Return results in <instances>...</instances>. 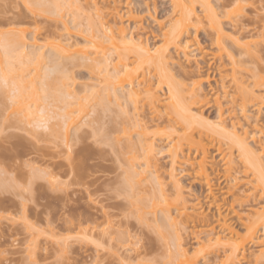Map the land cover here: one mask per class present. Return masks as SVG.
Here are the masks:
<instances>
[{
	"label": "rangeland",
	"instance_id": "374dc122",
	"mask_svg": "<svg viewBox=\"0 0 264 264\" xmlns=\"http://www.w3.org/2000/svg\"><path fill=\"white\" fill-rule=\"evenodd\" d=\"M38 1L42 5L48 0ZM57 1L56 5L58 8L56 5L54 6L57 9H54V4L51 2V6L46 4L48 8L45 11L39 4L36 5L35 1L31 3L33 1L30 0H0L1 52L3 43H5L4 39L6 41L7 37H13L12 33L8 31L11 28L24 30V33L21 34L24 36L23 39L26 43L20 39L22 36L18 35L19 32L13 34H17L16 36L21 40V43L24 42L26 45L24 49L27 55L23 56V58L28 56L26 57L28 59L25 58L26 61L30 58V61H32L33 55L30 53L31 49H33L31 52L34 53L35 50H38L35 49L37 48L36 46L34 47L35 44L33 45L35 37L38 39L35 41H38V45L39 43L42 45L48 40L52 41L54 37H60L63 41L69 38L71 39L70 41L75 40L78 42L83 40L81 35H87L88 37L89 30L87 28L90 24V19H98L97 11L91 7L93 2L87 3L85 0H71L72 3L67 5L66 0ZM96 1L98 4L105 2V6L101 9L103 13L113 5V2H109L108 0ZM115 1L121 12H124L128 7H132L131 9H134L136 18H142L143 22H141L142 25L139 31L143 39L147 38L146 40L148 44L150 43V46L151 44L154 45V43L161 44L164 40L162 31L168 28L176 13H174L170 0H128L129 3L126 2L127 0ZM211 1L216 7L221 6L222 3L228 2V4H231L234 2V0ZM241 4H243L242 15H244L237 16V18L239 17L240 25L243 27L240 32L243 36L245 35L246 38L244 39L249 38L248 40L255 41L253 45H256L259 57L257 59L256 55L255 59L247 54L249 59L253 58V62L250 59L252 63H243L242 61L247 60L248 57L244 54L243 57H240L242 59L241 64L243 63L240 65L241 68L244 65H250L251 67H248V71H251L249 69L252 68H258L257 71L260 75L257 74V76L264 77V0H241ZM49 6L52 10L49 9ZM223 7L225 5L221 7V10H219L220 7L217 10L221 12ZM196 9L200 13V7L196 6ZM222 20L225 29L227 31L231 30V28L229 29L231 25H228L230 24L229 20H226L228 23L225 22V19ZM65 25L72 32H70L71 34H66ZM124 25H126V22ZM125 27L127 29L126 32L133 28L132 23L127 24ZM232 29L234 30V28ZM192 34L196 36L202 47L199 58L201 62L199 71L204 76L206 73L209 74L210 84L214 87L220 78V74L217 72L223 67L218 63H221L220 61L225 59L226 56L221 52L222 55L219 56L221 58L211 59L212 52L216 51L215 53H217L218 51L214 47V50L210 47V39L205 35L203 28ZM29 43L32 44L30 45ZM15 46H13L16 48L15 50L19 51ZM171 48L172 46L168 49L169 53ZM205 49L208 50L205 51ZM42 50H44V56L48 58L50 55L46 52L48 50H45V48ZM16 51L13 53L14 57H17L18 51ZM46 53L49 55H45ZM172 55L175 56L174 53ZM1 57L3 56H0V59ZM23 58L21 59L22 62ZM192 58H190L191 61L189 63L185 60L183 64L186 65L185 69L187 71L193 72L197 70L190 64L193 63ZM196 58L198 57L196 56ZM176 59V57L173 59L174 64L170 63V66L172 67V64L174 66V69L172 67V73H175L174 78L180 80V75H177L180 69L176 67ZM181 59L183 60V58ZM13 60L15 61V58ZM10 61H12V58ZM14 61L11 64H15L16 61ZM26 61L23 64L18 62L20 66L14 65L15 67H13L12 65L13 69L10 65L9 67L13 71L10 70L11 73L8 71L12 82L13 79L15 83L18 81L17 79L21 78L23 84L29 86L25 91V97L19 96V99L24 97L22 99V107H26V110L22 111L18 108V103L15 104V101L18 100L17 97L16 100L14 97L15 90L13 87L15 86L12 85L9 77L5 80L2 78V75L5 77L9 67L4 60L0 64V264H169L171 262L169 260L171 259L168 256L175 251L174 237L177 234L170 239L169 237L174 235L172 232H175V230L171 231L173 227L168 228V224L166 223L167 228L171 229L169 230L171 233H168L166 228V232L170 234V236L167 235L166 237L165 231L163 232V229L160 228L161 224H159L160 226L158 225L159 221L157 218H160L159 216L161 215L159 209H157L158 214L156 213V215H159L157 217L155 213L149 212L150 208L148 206L144 207L145 203H142L143 206L140 207L136 205L140 203L135 200L139 199L138 196H134L135 199H132L130 198L131 195L127 194L126 189H128L127 187L130 185L129 181L131 179L129 178L128 181L127 177L129 174H132L131 171L135 169L139 172L144 169V157L140 154L141 151H130L127 144L136 142L138 139V133L141 129L136 126L135 122L134 125L133 120L136 121L134 118L140 117L148 125L146 131L148 132L149 139L153 140L157 165L162 166H160V170L162 169L164 172L168 171L169 166L165 157V147L168 146L167 144L171 137L175 136V131L171 128L172 126L177 128V132L182 131L179 125V118L173 113H169L170 109L166 107L165 103H163V106H160L162 112L157 116L151 112L147 105L134 109L131 103L121 106L122 108L120 107V109L114 103L108 102L109 105L107 104V107L110 106V111L107 109V112L101 113L100 110L103 111L101 108L105 103H101L102 106L99 108L100 102L94 97L102 91V85L99 86L100 90L95 86L99 85H96L98 83L96 80L99 79L98 81H100V75L104 73H99L98 69H92V72L89 70V67H85L84 65L77 66L65 61V59L61 60L64 63L63 66H66L65 69L68 70L69 77L73 79L66 81L68 84L66 85L64 77L59 78L61 77L59 75L61 73H51V75L55 76H51V78H54L58 82L53 80L49 88H53L50 90L53 95L57 94L58 87L63 82L64 86L73 95L69 96V98L66 97L68 102L66 99H54L55 96L44 98L43 91H39V88V90L34 91L33 88L39 87L40 81L41 83L44 82L43 75L44 68L48 66H45L48 64L46 63L47 60L45 62L44 59L43 63L45 64L41 63L36 69L32 63L33 61L31 63ZM224 61L227 63V58ZM23 65L26 66L21 68ZM133 65L130 64L129 66ZM217 65H220L219 68ZM225 67L229 68L230 66L227 65ZM224 70L227 69L224 68ZM244 70L245 67L242 70L244 73L240 72L242 76L247 73V68ZM222 72L223 68L220 73L223 74ZM226 73L223 74V77L226 76ZM140 75H138V78ZM242 76H240L244 80L242 86L246 85L247 88H251L252 80L250 79L251 82H248L247 79L249 78ZM183 78L185 77H182L181 80ZM30 80L35 81V87L29 85ZM93 81L97 83L92 85ZM152 81H154L153 78H151ZM262 81V84L258 87L252 86L253 90H255L254 96H257V101H254V104H252L253 101L247 103V107L250 108H247L246 114L248 116L250 114L253 115L255 113L252 110L253 105L258 102L261 105L258 118L261 122H264V80ZM222 82L225 86L231 84L228 76L223 78ZM63 84L61 83V85ZM210 84L208 85L207 82L202 83V89L207 95L202 97L201 101L192 107L191 113L196 115L202 113V117H199L201 120L197 121L205 120L209 123L216 121L217 105L214 100L215 88L212 91ZM89 85L94 87H88ZM55 87L57 90H55ZM91 88H98L97 90L100 92H97V95L94 97L93 94L88 95L85 89ZM232 88L226 87L229 91L228 97L219 95L221 103L223 102L222 107L224 108V116H226L227 121H230L229 114L234 115L237 113L243 116L239 114L238 104L240 102L238 99L234 101H238L237 105L233 103V105L235 104L234 110L231 109L234 107L231 102H225L226 99L230 98L229 95L232 96L235 93ZM157 90V95L162 99L165 96V86H158ZM85 96H88V98L85 99ZM75 97H77V100ZM141 97L143 98L144 96ZM96 100L99 102V105L96 103ZM164 107L166 111H163ZM27 111L30 113L23 115ZM167 111L169 112L166 113ZM66 113L73 119V123L69 127L63 124V120L65 119L63 116ZM252 115H250L251 118L254 116ZM112 116H115L118 120L116 127L113 123L117 122V120L115 118L114 121L110 119L114 128L109 124V118H112ZM99 117V121L95 119ZM240 118H242L241 122H243L244 118ZM251 118L249 121L253 119ZM94 119L95 122H93ZM122 126H126L129 130L125 135H122L120 132ZM170 133H172V136H169ZM208 133L210 135V132ZM194 136L196 135L194 134ZM117 138L119 139L117 140ZM250 143L252 144V142ZM183 147L187 151L184 145ZM163 152L164 155H162ZM232 155L234 157L233 167L236 168V170L234 169L235 172L234 170L232 172L243 182V185L240 184L239 189L230 194H225L230 181L226 183L225 181L229 178L227 177L225 180L223 179L224 177L222 178L223 162L219 159V155L215 154V147L209 149L206 162L208 172L210 173V183L214 187L213 195L223 207H220V211L222 215L225 214V217H228L227 221L233 226L235 231L242 235L244 233L243 224L238 219L235 211L244 217L248 210L253 207L249 204V207L240 211L239 204L246 205L249 202H257L263 196L260 192H256L251 185L246 184L244 177L248 178L249 175H247L248 173L246 175L243 173V168L238 161L236 153L234 152ZM132 156H136V158L132 159ZM261 156H263L261 157V163H264V155ZM176 168V177L181 182V185H183L182 195L184 198H188L187 203L189 205L202 206L208 218L210 220L214 219V216L216 217V207L214 208L213 205L209 206L212 197L207 195L206 185H201L200 182L195 180L196 177L194 176L192 165L184 164L182 167ZM164 172L162 171V173ZM232 172H230L231 175H234ZM32 176L36 177V179L34 178L35 181L33 178L30 179ZM139 177L141 178L142 191L140 190L138 194L144 195V198L147 197L149 199V196H151L149 191L151 190L148 191L149 193L147 190L146 192H143V190L154 187L150 174L148 171H145L140 173V175H132L131 181H135ZM126 178V182L129 184H126L127 187L125 188L124 182ZM165 178L167 179L166 173L162 174L163 182ZM249 187L251 188L249 189ZM170 188H167L169 189L168 192L172 190L171 185ZM243 192L250 193V197L236 199L237 202L232 201L235 200L238 193L240 195ZM242 199L245 201H241ZM130 201L132 203L134 201L139 203L134 202L132 204ZM232 202L233 204L231 205ZM244 202L245 204H243ZM146 204L149 205V203ZM137 210L141 212H136ZM190 224H188L187 228L180 227L175 232H179L178 235L181 234V241L186 243V246H191L189 248V255L193 253L194 255L197 254L198 257L196 259L198 260V264H203V259H206V257L210 258L209 262L215 261L214 264H218V258L221 259L223 257V248L219 247L214 252H210L211 250H208V252L207 246L201 247V244L197 245L193 238L195 231ZM204 227H196V229L198 228L196 232L200 236L204 234L198 231H205L207 228L204 229ZM215 227V230H218L217 226ZM159 231H162L164 234L162 232H160L162 235L159 234ZM256 238L264 240L262 226L257 229ZM255 247V244H246L244 259L246 262L244 263L243 261V264H253L252 262L249 263V260L251 261L252 259V255L250 254L255 250ZM204 249L207 253L203 255L205 253ZM259 264H264V260L260 261Z\"/></svg>",
	"mask_w": 264,
	"mask_h": 264
},
{
	"label": "bare ground",
	"instance_id": "6f19581e",
	"mask_svg": "<svg viewBox=\"0 0 264 264\" xmlns=\"http://www.w3.org/2000/svg\"><path fill=\"white\" fill-rule=\"evenodd\" d=\"M30 1H33L31 3H34L35 1V4L36 5L39 4L45 11L48 8V5L46 4L50 5L52 2V4H54L53 5L54 7L58 2L57 0L54 1L48 0L47 2L49 3L47 2L43 3L42 6L41 2L38 0H30ZM85 1L87 3L93 2L91 7H93V9L96 10L98 14L97 20L90 19V24L87 28V30H89L88 37L87 35L85 36L81 35L83 37L82 38L83 40L81 42L75 40H74L75 42L73 40L70 41L71 39L69 38L63 41V39H61L60 37L58 38L54 37L53 38L54 40L52 41L48 40L42 45L40 43L38 45L37 44L38 41L35 42L38 39H36V37L35 38L33 37L34 38L33 41L35 40L33 42V45L35 44L34 47L36 46L37 48L35 49L38 50H35L34 53L31 52L33 50L31 49L30 53L33 55L32 58L33 62H32L30 61L31 58L28 61L25 60V58L28 56H25L23 58V56L26 54V51L24 49V46H26L24 44L25 40L23 39L24 36H22L24 30L22 31L19 28H11L8 31L12 33L13 37H7L6 41L4 39L5 43H3L4 45L2 44L4 46V47L2 46L3 53L0 50L1 53L0 56H3L1 57V59L2 58L5 59H2V62L0 59V64H2L4 60L8 65V67L11 65L10 67L12 68V65L13 67H15L14 65L20 66L21 63L23 64L24 61H26L30 63L32 62L36 69L38 66L41 65V63L44 62V59L45 62L47 60L46 63L48 64H46L45 66L47 65L48 66L47 68H44V75H43L44 82L41 83L40 81L39 87L37 86L35 87L34 85L35 81L30 80L29 85L35 87L33 88L34 91H37L39 89H40L39 91H43L44 98L55 96L54 99L56 98L58 100H65L66 97L69 98V96L73 95L68 90V88L64 86L63 82H61L63 85H61L60 83L57 94L53 95L51 93L52 91H50L53 88H49V87L50 85H52V81L54 80V78H51V76H54L53 74L51 75V73H57V74L61 73L59 74L61 75V77L59 76L57 77H59L60 79L64 77L66 85H68L66 81L73 79L69 77L68 70L65 69L66 66H63L64 63L61 60L65 59V61L75 64L77 66L84 65L85 67H89L90 69L89 68L88 69L91 71L92 69L93 70L98 69L99 73L102 72L104 74L100 75V79H101L100 81H98L99 79L96 80L98 83L93 81L94 83H92V85L97 83L96 85L98 84L99 85L95 87L98 88L99 86L102 85L101 86L102 89L99 88V90L100 89L102 90L101 93H98L97 95V92H100L97 90L98 88L85 89V92H87L88 95L93 94V97L97 95L94 98L95 99L97 98V100H99L100 105L99 102H97L96 100V103H98L99 108H101L102 106L101 103L106 104V105L103 104V107L101 108L103 109V111L100 110L101 113L102 112L104 113L105 111L107 112V109H109L110 111L109 108L110 106L107 107L108 102L114 103L119 108L121 106L131 103L133 104L132 106H134V109H139L140 106L142 107L143 105H147L148 108H150L151 112L155 113L157 116L162 112L160 106L161 105L163 106L164 105L163 103H165L166 107L170 109V112L167 111L166 113L169 112L176 115L180 120L179 125L180 128L182 129L181 132H177V128L173 126L171 127L175 131L174 132L175 136L171 137V139L167 144L168 146L165 147L166 148L165 157L167 158L166 161H167V165L169 166L168 167L169 169L168 171L166 170L164 172V170L162 169L160 170L161 165L160 166L159 164L157 165L156 162L157 158L155 157L156 156L154 152L155 150L153 149L154 148L153 140L149 139L148 132L146 131L148 128L147 123H144L140 119V117H137L138 119L134 118L136 119V121H134L132 117L133 123L135 122L136 126H138L141 130L138 133L137 141L128 143L127 145L128 148H130V151L131 150L141 151L140 154L144 157V169H142L139 172L135 169L134 170L131 169L132 174H129L127 178L129 181V178L132 179V175L136 176V175H140V173L148 171L154 183V187H152L151 189H144L145 191L143 190V192H146V190L147 192L151 190L149 191L151 196H149L150 198L147 199V197L144 198L145 197L144 195L138 194L140 190L142 191L141 178L139 177L135 181H131L130 179L129 181L130 185H128V187L126 184L129 183L126 182L127 180L126 178L125 179L126 183L124 182V187L128 188L126 189L127 194L129 193L131 195L129 196L132 199L133 198L135 199V197L138 196L139 199H135V200L139 201L140 203L134 201L135 203H139L136 205L140 207L143 206L142 203H145L144 207L148 206L151 210L150 211L148 209L150 213L152 212L153 214L155 213L156 215V213L158 214L157 209H159L160 211L159 213L161 215L160 216L158 215L160 218H157V220L159 221L158 225L161 224V226L160 225L159 226L161 229H163L162 230L163 232L165 231L166 237L167 235L170 236V234L168 233H171V231L175 230L176 232L180 229V227L187 228L188 224L191 223L190 225L193 227L195 231L193 238L197 245L201 244V247L207 246V251L211 250L210 252H214L219 247L223 248L222 250L223 257L221 256L222 257L221 259L218 258L219 257L218 255H217L218 257L214 256L215 258L216 257L218 258V262H219L218 264H243V261L245 259V249H246L245 247L246 244L248 243L256 245L255 250L250 254L252 255L251 261L248 259L249 263L252 262L253 264H259L260 261L264 260V240H258V238H256L257 229L260 226H262L264 231V168H263L264 163H261L262 161L261 157H263L261 155H264V122H261L258 118L261 111L260 110L261 105L258 102L255 103V105H253L252 108V110H254L255 112L253 114L254 116L250 114L253 116L252 117L253 119L251 118L250 115L248 116L246 112L248 111L247 108H250L247 107L248 105L247 103L249 102L251 103L253 101L252 104H254V101H257L256 99L257 96L256 95L254 96L255 90H253L252 86L258 87L260 84H262L263 82L262 80H264V77L257 76V74L260 75L259 72L257 71L258 68H252L249 69L251 71H248V67L249 68L251 67L250 65L242 66L243 69L245 67V70L247 68L246 71L247 73H245V75L243 74L244 76H242L241 74L243 72L241 65L243 63L250 62L258 54V49L256 45L255 44H254L255 46L253 45L255 41L252 42L251 40H248L249 38L244 39L246 38L245 35L243 36V34H241L240 32V30H242L243 27L239 23V17L244 15V14L242 15L243 4H241V0H234L233 3L229 2L231 4H228V2H226L225 4L222 3L221 6H217V7L213 5L211 0H170L174 8V13L176 12L174 14L175 16L173 15L174 18L169 23L168 28L162 31L164 40L161 42V44L154 43V45L151 44V46L150 43L148 44V41L146 40L147 38L145 37H144L145 39L142 38L143 36L139 30H140V26L142 25L141 22L143 21L142 18H136V15L134 13L135 11H133L134 9H131L132 7H128L124 12H121V9H119L115 3L116 2L115 0H108L109 2L110 1L113 2V5L110 7V9H108L103 13L101 9L105 6V2L98 4L96 0H85ZM126 2H128V0ZM71 3H72L71 0H66L67 5H70ZM223 5H225V7H223L222 11L220 12L219 10H221V7ZM196 6L200 7L199 10L200 13L196 11L197 10ZM218 7H220V9ZM55 8L56 7H54V9ZM49 9L52 10L51 7ZM237 16L239 17L237 18ZM222 19H225V22H227L226 20H229L230 24L228 25L232 26V27L230 26L229 29L231 28L232 31L229 30L230 31L229 32L225 29L222 23L223 21ZM125 22L126 25L132 23L133 28L130 30L131 32L130 31L126 32L127 29L125 27L126 25H124ZM200 28L204 29L205 35L210 39L209 40L211 44L210 47L212 49L214 47V49L218 51L217 53H215L216 51L212 52L211 59H217L219 56L222 55L221 52L225 54L228 64L224 61L226 60V58L222 59L220 61L221 63L218 64H220L221 67L223 66L222 73L225 74L227 72L225 77L227 76L229 77V81L232 85L230 84L225 86V84L222 82V79L225 78L223 77V74L220 73L222 71V68L219 69V71L217 72L220 74V78L219 80H217L215 84L216 86L214 87L211 86L210 84L209 74L206 73V75L204 76L202 75L203 73L199 71L201 67L200 65L201 62L199 61V58L202 52V47L200 46L196 36H193L192 33L198 31ZM232 28H234V30ZM14 29H18V30H14ZM16 32H19L18 35L22 36L20 39L24 40L23 43H21V40L16 36L17 34L16 35L13 34ZM65 32L67 35L72 33L71 31H69V28L66 25H65ZM16 44L17 46H15ZM29 44L31 45L32 43ZM170 45L172 46L173 51L171 48V51L169 53L168 49H170L171 47ZM13 46L17 47L19 51L17 50L18 51L17 52L15 50L16 48H14ZM43 48L49 51L46 52L49 53L50 55L47 53L45 54L47 56L49 55L48 58L44 56V50H42ZM207 50L208 49H205V51ZM14 51L17 52V57H14L13 54ZM171 52H173L175 56H173L172 55L173 53ZM244 54L246 55L248 54L253 58L252 59L250 58L251 59L250 60L249 56L247 55L248 56V57L246 56L247 60L243 59L245 62L242 61L243 63L241 64L242 59H240V57L241 56L243 57ZM196 56L198 58H196ZM18 57H22L23 62L21 60L22 58H18ZM175 57L178 59V60L176 59L177 63L175 64L176 67L180 69L177 72V75H180L179 76L180 80L175 79L174 78L175 73H172L173 71L172 67L174 69L173 59H175ZM258 57L259 56L257 55V59ZM11 58L12 61H10ZM13 58H15L16 62L13 60ZM181 58H183V60ZM190 58L193 59L192 60L193 63L190 64L194 66L195 70L197 71L192 72V71H187L185 69L186 65L183 64V61L186 60V62L189 63V61H191ZM13 61L15 62V64L14 63L11 64V62ZM224 62L230 67L226 68L225 66L227 65H225ZM170 63H173L172 67L170 66ZM65 64L68 65L67 63ZM130 64H134V65L129 66ZM24 66L26 65H23V67L21 66V68H24ZM10 67L7 69L5 77L2 75L3 80L7 79V77H9L10 79V75L8 74L11 70ZM62 67L64 68L63 69L64 71L62 70ZM224 68L227 69L228 71L224 70ZM216 70L218 69L216 68ZM238 73L241 75H239ZM138 75H140L139 78ZM240 76L242 77L246 76L247 78H249L247 79L248 82H251L250 79L252 80V86H250L252 89L249 87L247 88L246 85H243L246 87L242 86L244 80ZM182 77L185 78L181 80ZM151 78H153L154 81L151 82ZM17 80L18 81L15 83H14L15 81L14 79L13 82L12 80L10 82H12V85L15 86L13 87L15 90V94H14L15 100L18 98V100H16L17 102L15 101V104L18 103L17 106L18 108L21 109L20 111H22L24 109L26 110V107H22L23 104L22 99L25 97L26 95L25 91L29 86L23 84L21 78ZM203 82H207L208 85L210 84V86L212 87V88L210 87L211 90L215 88L214 100H215V104L217 105V115H216L217 117H215L216 121H213L211 123L206 122L205 120L197 121V120H201V118L199 119V117H202V113H198L197 115L191 113L192 107L196 103L200 102L202 97L207 95V93L204 92V90L202 89ZM92 85L91 86L89 85L88 87H94ZM162 85L165 86L166 91H165V96L162 97L161 99L159 95H157V91H158L157 87ZM227 86L229 88L230 87L232 88L234 86L233 87L234 89L232 88V90L235 93L232 96L229 95L230 96L229 99L225 98L226 100L229 101L228 102L225 100V102L226 103L231 102L232 106H234L235 104L236 105L238 104V101L234 102L238 99L240 102L238 104L239 105L238 108L240 110L239 114L243 115L240 116L237 113L235 114L233 113L234 115L229 114L230 121H227L226 120L227 118H225L226 116H224V110H223L224 108L222 107L223 102L221 103L220 100V96L228 97L229 91L226 89ZM55 90H57L56 87ZM19 96H24V97H21L20 100ZM141 96L144 97L142 98ZM87 98L88 96H85V99ZM75 99L77 100V97H75ZM233 103L235 104L233 105ZM231 109L234 110L235 106L232 107ZM164 110L166 111L165 107L163 111ZM230 111L232 112V110ZM28 113L30 112L27 111L23 115H27ZM115 116L109 118L110 121L109 124H111L112 122L110 119L114 121L115 118V120H117ZM239 116L244 118L243 122H241L242 118H240ZM63 117H65L64 119L65 122L63 120V124L69 127L73 123V119L71 118L70 115H68V113H66ZM249 117L252 119L251 121H249L250 119ZM95 119L99 121L100 117L98 119L97 118ZM95 119L93 120V122H95ZM117 123L118 120L113 124L117 127ZM111 126L113 125L111 124ZM128 131L129 130L126 126L121 127L120 132L122 135H125L126 133H128ZM208 132H210V135ZM194 134L196 136H194ZM169 136H172V133H170ZM119 138H117V140ZM250 142H252V144ZM183 145L185 146L187 151H185ZM213 147H215V154L219 155V159L223 162L222 178L224 177L223 178L224 180L227 179V177L229 178L228 180L225 181L226 183L227 181L228 182L230 181L229 182L230 185L227 186L228 188L226 187L227 188L226 191L223 190L225 191V194L233 193L236 189H239L240 184L243 185V182L240 181V179H238V177L234 174L236 168L233 167L234 157H232L233 156L232 154L235 152L238 161L239 163H241V167L243 168V173H245V175L246 173H248L247 175H249L248 178L244 177L246 179L245 181L246 184H248L249 186L251 185L256 192H260L263 196V198H261L260 201L249 202L246 205L239 204L240 211L245 210L247 207H249V204H251L252 205L251 207H253L250 210H248L247 214L244 217L240 215L237 211H235V214L237 215L238 219L243 224L242 227L244 233L242 235L236 232L233 226L227 221L228 217L227 216L225 217V214L222 215V212L220 211V207L221 208L223 207L221 206L217 198L213 195L214 187H212L213 184L210 183V173L208 172L207 162H206L207 153L209 149ZM191 150L192 152H194L193 155ZM162 155H164V152ZM131 158L135 159L136 156H132ZM184 164L192 165L194 170V176L196 177V179L195 178L194 179L200 182L201 185L202 184L206 185L207 195L212 197L209 206L213 205L214 208L216 207L215 209L216 217L214 216V219L210 220L208 218L207 213L204 212L202 206H196L195 204L189 205L187 203L188 198H184V196L182 195L183 185H181V182L177 179L175 171L177 170L176 167L178 168L179 166L182 167V165ZM233 170L234 172H232ZM162 171L164 173H162ZM230 172H232L234 175H231ZM165 173L167 174V179L165 178V181L163 182L162 174ZM32 178L35 181L36 177L35 176L30 177V179ZM33 180L31 181L34 182ZM168 183H170L169 186ZM170 185L172 187V190L168 192L169 189L167 188H170ZM250 188L251 187H249V189ZM244 192L240 194L242 196H240L238 193L235 200L232 201L237 202L236 199L239 200L242 197L249 198L251 194ZM241 201H245V200L242 199ZM134 202L132 203L130 201V203L132 204H134ZM233 202L231 203V205L233 204ZM146 203H149V205ZM243 204H245V202ZM136 212H141V211L137 210ZM166 223L168 224V228L173 227L171 228L173 230L168 229ZM197 226H201V227L205 226L204 229L207 228L205 231H198L200 233L203 232L204 235L200 236L199 233L196 232V230H198V228L196 229ZM215 226H217L218 230H215L216 228ZM166 228L168 233L166 232ZM162 231H159L158 233L161 234L160 232ZM175 232H172L174 235L172 234L173 236L169 237L170 239H172L177 234L174 237L175 243L173 242L175 251L173 253H170L168 256L171 259L169 260L171 261L169 264H198V260L196 259L198 257L197 254L194 255L193 253L192 255H189L190 252L189 248L191 246L189 247L186 246V243H183L181 241V236H180L181 234L178 235L179 232L177 233ZM163 237L165 236L163 235ZM207 251L205 250V253H203V255L206 254ZM203 260H204L203 264H212V263L214 264L215 262V261L209 262L210 258L207 257L206 259L204 258ZM245 262L246 261H244V263Z\"/></svg>",
	"mask_w": 264,
	"mask_h": 264
},
{
	"label": "snow or ice",
	"instance_id": "6c2138e0",
	"mask_svg": "<svg viewBox=\"0 0 264 264\" xmlns=\"http://www.w3.org/2000/svg\"><path fill=\"white\" fill-rule=\"evenodd\" d=\"M70 239V238H69Z\"/></svg>",
	"mask_w": 264,
	"mask_h": 264
}]
</instances>
